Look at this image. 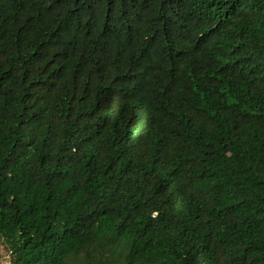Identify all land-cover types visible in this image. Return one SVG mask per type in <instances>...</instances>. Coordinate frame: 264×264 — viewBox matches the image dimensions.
Returning a JSON list of instances; mask_svg holds the SVG:
<instances>
[{
    "label": "trees",
    "instance_id": "16d2710c",
    "mask_svg": "<svg viewBox=\"0 0 264 264\" xmlns=\"http://www.w3.org/2000/svg\"><path fill=\"white\" fill-rule=\"evenodd\" d=\"M9 264H264V0H0Z\"/></svg>",
    "mask_w": 264,
    "mask_h": 264
},
{
    "label": "rangeland",
    "instance_id": "374dc122",
    "mask_svg": "<svg viewBox=\"0 0 264 264\" xmlns=\"http://www.w3.org/2000/svg\"><path fill=\"white\" fill-rule=\"evenodd\" d=\"M10 255L6 243L0 240V264H9Z\"/></svg>",
    "mask_w": 264,
    "mask_h": 264
}]
</instances>
